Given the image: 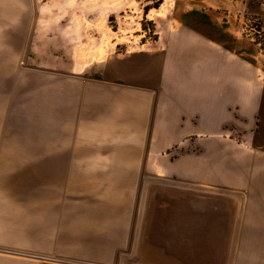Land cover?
I'll return each instance as SVG.
<instances>
[{"label": "crops", "instance_id": "crops-1", "mask_svg": "<svg viewBox=\"0 0 264 264\" xmlns=\"http://www.w3.org/2000/svg\"><path fill=\"white\" fill-rule=\"evenodd\" d=\"M68 5L69 20L99 21L110 40L64 65L52 122L59 127L54 131L67 134L69 155L52 163L89 166L84 176L93 183L102 175L98 166H123L104 180L119 195L154 193L157 177L171 190L219 195L199 188L214 179L198 173L192 157L177 158L162 174L155 166L160 155L187 142L264 145V50L244 28L247 17L264 15V0H83L82 12L75 0ZM144 22L153 25L151 41L144 39ZM123 32L137 33L141 42L124 44L117 38ZM11 202L6 222L0 219V245L9 249L0 252V264H113L130 246L136 255L139 244L158 253L152 264H182V249L170 259L166 246L196 239L183 235L182 220L156 222L146 215L154 206L143 203L39 204L27 211L21 201ZM258 236H246L253 247L228 264H264Z\"/></svg>", "mask_w": 264, "mask_h": 264}, {"label": "rangeland", "instance_id": "rangeland-1", "mask_svg": "<svg viewBox=\"0 0 264 264\" xmlns=\"http://www.w3.org/2000/svg\"><path fill=\"white\" fill-rule=\"evenodd\" d=\"M75 1L76 12H82L83 0ZM68 7V0H0V205H6L0 208V219L6 222L13 199L27 206V211L36 210L31 206L39 204L143 203L150 210L154 206V213L146 215L156 222L182 220L183 235L196 238L183 237L189 244L166 246L171 250L168 258L174 259L178 255L174 250L181 248L182 264H211L217 258L220 264L242 260L244 252L253 247L245 242L246 236L256 232L264 243V145L209 141L200 146L193 141L157 158L156 172L162 174L171 171L177 158L192 157V167L205 179H214L199 188L219 189V195L171 190L160 177L154 193L139 198L119 195L112 182L104 180L123 166H98L96 172L102 175H94L100 180L93 183L90 176H84L89 166L52 163V158L69 155L67 134L54 131L59 127L52 122L53 97L62 94L58 79L67 74L64 65L72 56L89 57L87 51L110 40L99 21L69 20ZM143 24L145 29L153 27L150 22ZM111 25L117 29L114 21ZM136 34L123 32L117 38L134 45L136 40L141 42ZM53 79H57L54 91ZM149 247L139 244L133 256L130 246L113 264H152L150 259L159 255L148 252ZM6 251L0 245V252Z\"/></svg>", "mask_w": 264, "mask_h": 264}, {"label": "trees", "instance_id": "trees-1", "mask_svg": "<svg viewBox=\"0 0 264 264\" xmlns=\"http://www.w3.org/2000/svg\"><path fill=\"white\" fill-rule=\"evenodd\" d=\"M244 28L245 34L251 37L261 50H264V15L256 14L247 17Z\"/></svg>", "mask_w": 264, "mask_h": 264}, {"label": "built area", "instance_id": "built-area-1", "mask_svg": "<svg viewBox=\"0 0 264 264\" xmlns=\"http://www.w3.org/2000/svg\"><path fill=\"white\" fill-rule=\"evenodd\" d=\"M155 1H158V0H155ZM144 34H145V37H146V40H153L154 39V28L153 27H149L147 29L144 30Z\"/></svg>", "mask_w": 264, "mask_h": 264}]
</instances>
